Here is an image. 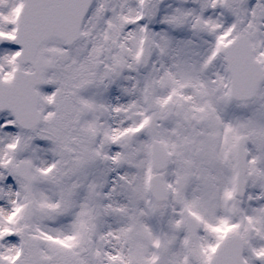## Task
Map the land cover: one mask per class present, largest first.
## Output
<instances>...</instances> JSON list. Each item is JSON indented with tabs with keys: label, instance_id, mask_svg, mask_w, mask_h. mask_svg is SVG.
<instances>
[{
	"label": "snow or ice",
	"instance_id": "6c2138e0",
	"mask_svg": "<svg viewBox=\"0 0 264 264\" xmlns=\"http://www.w3.org/2000/svg\"><path fill=\"white\" fill-rule=\"evenodd\" d=\"M0 264H264V0H0Z\"/></svg>",
	"mask_w": 264,
	"mask_h": 264
}]
</instances>
